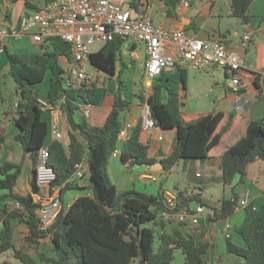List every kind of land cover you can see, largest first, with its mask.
Returning <instances> with one entry per match:
<instances>
[{
    "label": "trees",
    "instance_id": "16d2710c",
    "mask_svg": "<svg viewBox=\"0 0 264 264\" xmlns=\"http://www.w3.org/2000/svg\"><path fill=\"white\" fill-rule=\"evenodd\" d=\"M50 1L47 0V3ZM181 1L170 0L168 4L176 8ZM231 1L233 17L249 24L253 18L251 8L256 0ZM260 22L264 23V17ZM126 41L117 37L90 56L94 67L117 81L113 108L100 127L75 121L80 104L98 107L104 103L108 91L106 81L92 87L78 83L70 87L65 85L68 66L64 68L61 61L66 60L67 64L72 62L70 44L59 38L49 39V49L45 46L41 48L42 52L34 65L27 64L16 54H8L9 73L20 97L14 119L19 131L14 140L21 144L34 164L30 192L27 194L17 191L23 172L22 164L5 162L0 165V192H5L0 196V264H13L12 260L4 259L8 255L23 264H38V260L14 243L16 220L26 224L28 235L25 240L29 245L50 239L54 257L39 254L40 261L46 264H174L177 251L182 252L185 264H207L209 246L206 243L197 244L193 226L180 223L170 231L157 230L158 226H165L164 221L158 218V213L166 210L162 193L152 196L134 189L120 192L109 177V162L118 146L122 114L127 113L131 106L121 92V75L127 68L122 58ZM48 73L51 75L48 101L56 104L58 100L65 99L61 108L69 127L63 140L52 139L49 144L51 123L43 119L41 103L33 90V87L45 82ZM226 77L237 78L240 82L252 81L260 89L261 76L251 70H226ZM187 85V69L176 67L173 71L163 72L155 80L148 97L140 93L141 104H148L156 127L176 130L177 146L171 156L161 161L151 157L149 146L142 143V124L139 123L132 130L130 139L122 144L120 157L124 165L150 167L160 163L163 171L169 173L181 162L187 169L191 160L204 164L210 158L213 149L231 128L234 116L231 114L225 125H221L224 119L222 112L185 118L181 111V100ZM2 142L4 140L0 139ZM43 147H49L48 165L53 167L57 176L50 186V195L58 190L65 200L70 191L79 194L78 199L64 209L47 230L40 228L36 214L40 203L34 199V194L40 192L35 162ZM257 161L264 162V119H253L247 126L246 134L220 158L218 170L223 175V185L231 188L233 195L231 199L222 201L221 213H216L218 219L235 214L239 201L235 188L246 182L250 166ZM82 163L86 179L84 187L71 182L77 173L76 166ZM88 191L92 192L91 196L86 194ZM179 198L178 209L188 208L193 202L209 207L198 195ZM6 201L19 203L21 209L6 207ZM245 212L243 223L236 229L244 246H237L228 239V252L242 259L243 264H264V204L258 208L249 205ZM149 223L151 227L147 226Z\"/></svg>",
    "mask_w": 264,
    "mask_h": 264
},
{
    "label": "crops",
    "instance_id": "0c3cea01",
    "mask_svg": "<svg viewBox=\"0 0 264 264\" xmlns=\"http://www.w3.org/2000/svg\"><path fill=\"white\" fill-rule=\"evenodd\" d=\"M4 1L6 0L1 2L3 3ZM13 1L19 2L18 0H11L8 6H11ZM111 1L123 5L125 8L132 9L134 16H137L141 11L139 8V1L141 0ZM169 1L170 0H146L151 7L152 21L157 27L166 31L184 30L187 35L203 40H219L230 50L237 52L243 58L244 65L242 69L251 70L261 76L260 89H258L252 81L246 80L241 82V89L239 92L234 91V93H227L226 89H223L225 83H223V79L219 77V71H223L226 76V70L222 68H210L205 70L213 72L214 80L210 85L215 88L217 94L219 93L217 96L219 100H221L219 106H216L212 114L219 112L224 114V119L221 122V125H225L229 121L231 114H233L234 118L231 128L224 134L220 144L213 149L210 158L204 164H201V162L197 160H191L187 165V170L190 171V173L187 172V176L193 182L195 188L203 189L210 185L223 186L222 197L219 200L214 201L209 198L201 197L202 201L209 205V213L205 215L204 212L199 226L193 227L196 234L197 244L200 246L206 243L209 246L206 254L207 264H243L244 262L242 259L228 252L227 240L230 239L237 246H244V241L236 232V229L243 223L246 212L244 208L237 209L234 215L223 219L221 223H218L217 220L222 219H218L216 213H221L222 201L231 199L233 195L232 189L223 185V175L221 171L218 170V166L221 156L227 151V149L237 143L246 134L248 124L253 119H258V117L264 116V100H261L264 97V40L260 42L257 40L259 36L264 38V23L260 22V19L264 17V0H256L255 4L252 6L250 14L253 18L249 24H244L237 18L236 19L240 23L232 21L235 17H233L232 14L233 5L231 0H191L190 7H183L180 2L176 8H171L168 4ZM27 3V1H23L24 5L21 4L20 7H17L18 12L15 14L12 9L7 11L8 25L11 26L15 24L23 14L32 12L30 11L32 9L27 6ZM46 3L47 0H44V4L42 5L45 6ZM246 35L250 37V40L247 42V47L243 49V37ZM239 41L242 44H240ZM22 42L28 45L32 44L30 48L31 54L32 50H40V46L35 44L31 38L24 37L21 40H15L13 38L7 39L5 51L9 52L13 49L18 53H22L24 49ZM138 45H141L144 48L142 44L133 45L132 42L126 41L124 47H127L130 58L133 59L137 56ZM251 53H254L255 55H251ZM122 58L125 61L123 57V49ZM125 63H127L126 69L133 67V63L130 65H128L127 61H125ZM175 69L176 66H173L168 71H173ZM112 79L113 78L106 76L103 80L104 82L106 81V88L108 91L106 100L108 101V105L106 106V104L103 103L105 107H93L91 119L88 121L85 120L79 112H76V122L80 123L85 121L90 126L98 127L104 125L113 108L114 90H112ZM36 88L37 86L33 87V90L35 91L38 100H48V95L38 96ZM55 107L56 110H60L61 103L57 102ZM136 110V107L132 108L130 106V110L126 114L125 122L132 123L134 127L139 123L142 124L141 140L142 143L149 146L150 156L158 161L171 156L177 146L176 130H162L161 128L156 127L154 130L146 131L143 128V119L148 115L150 116L149 106L148 104L144 106L141 116H136ZM16 113L18 112L15 111L13 113L0 114V139L4 140V142L0 143V165L5 162L15 163V159H17L15 157L16 148L12 141L14 140V136L18 133L16 127L17 132H14L12 128L14 125V119L17 117ZM44 115H47L48 121L44 118ZM76 116H79L80 120H76ZM42 117L48 123H52L55 119L52 112L50 113L45 110H43ZM65 125L66 133V130L69 129V127L67 123H65ZM160 136L162 137V140L159 139ZM14 142L17 141L14 140ZM5 146L10 148L9 152ZM118 147L122 149V143H119ZM23 156H25V159L28 157L25 153ZM178 165L169 173L163 171L160 163H157L154 166L140 168L142 171L141 174L134 178L130 177V186L127 191L133 189L136 190L137 184L140 183L144 188L147 186H153L155 189L154 191H157L156 193H151L147 190L144 194L157 196L163 193L166 190H164L162 185H154V183H158L156 177L157 172L161 175H167L174 172L175 169L179 167ZM138 167L139 166L130 167L129 165H124L120 156L117 158L111 157L109 162V174L118 172L121 175L125 170L134 175L135 171L139 169ZM154 167L159 168V170L153 172L152 169ZM197 169H200L201 172ZM192 172H195L194 176L192 175ZM124 180V177H120L118 182H116V184L114 183L117 189L118 185ZM85 181L86 179L81 181L80 185H86ZM235 192L239 196V199L244 193H249L250 205H253L254 207L258 208L264 204V162L257 161L250 166L246 182L236 187ZM3 194H5V192H1L0 196ZM77 195H79L78 192L70 191L67 193L65 201L69 202ZM178 196L182 198L191 197L190 195L185 196L182 194H179ZM44 198H48L44 191L34 194V199L38 203L40 202V199ZM11 203L12 201H6V204ZM195 205L196 204L191 203L188 208L193 209ZM188 225L192 227L190 223H188ZM26 233H28V229H26ZM46 242H49V239L40 241V243ZM5 258L9 259L8 257H4V259Z\"/></svg>",
    "mask_w": 264,
    "mask_h": 264
},
{
    "label": "built area",
    "instance_id": "2783aa9c",
    "mask_svg": "<svg viewBox=\"0 0 264 264\" xmlns=\"http://www.w3.org/2000/svg\"><path fill=\"white\" fill-rule=\"evenodd\" d=\"M10 2L11 0H6L3 4L8 7ZM181 4L183 7H190L191 0H182ZM139 8L140 13L134 16L132 9L125 8L111 0H51L39 10L23 14L11 26L6 23L8 20L6 12L5 18L0 21V55L5 52L9 38L21 40L29 37L40 48L45 43L48 44L49 39L59 38L70 44L72 50V62L68 64L65 85L70 87L78 83L92 87L103 82L108 75H101V71L91 64L90 56L97 53L107 43L120 37L132 42L133 45L142 44L144 46L146 54L144 95L146 97L149 96L147 92L151 90L150 87L154 80L173 66L199 71L210 68L237 71L243 68V58L219 40H203L187 35L184 30L166 31L153 23L151 7L146 0L139 1ZM249 40L248 35L243 37V49L247 47ZM230 79L231 83H227V88L239 92L241 82L237 78ZM38 101L41 103L42 110L52 112L55 117L51 123L52 139L54 141L63 140L65 123H67L64 111L62 108L56 110V104H51L48 100ZM57 102H60L62 107L65 99L62 98ZM15 109L18 112V102L15 104ZM92 109L91 105L80 104L77 112L88 121L91 119ZM143 128L146 131L156 128L155 121L149 115L143 119ZM133 129L132 123L122 122L118 144L128 141ZM159 139L162 140V137L160 136ZM120 154L121 149L117 146L112 153V158H117ZM49 158V147L40 149L36 180L40 191L48 190V198L40 199V207L36 212L42 230L49 229L59 214L79 197V195L74 196L72 201L67 202L61 198L58 190L49 195L50 186L57 177L53 167L48 165ZM76 167L77 173L71 182H77L80 185V182L85 179L84 164ZM80 186L84 187L85 184ZM86 194L91 196L92 192L88 191ZM162 197L166 210L158 213L159 219L179 224L190 223L193 227L199 226L205 212L203 204L196 203L193 209H178L180 204L178 195L164 191ZM11 205H13L12 209H21L19 203L12 202ZM249 205L250 194L246 192L239 199L236 210L246 209Z\"/></svg>",
    "mask_w": 264,
    "mask_h": 264
},
{
    "label": "rangeland",
    "instance_id": "374dc122",
    "mask_svg": "<svg viewBox=\"0 0 264 264\" xmlns=\"http://www.w3.org/2000/svg\"><path fill=\"white\" fill-rule=\"evenodd\" d=\"M18 1L19 2L13 1L11 6H8V7H5L4 4L0 2V21H3V19L5 18V13L9 9H12L14 11V14L17 13L18 12L17 7H20V5L23 4V1L28 2V7L32 9L30 10L32 12L44 7L42 5L44 4V0H18ZM232 21L240 23L236 18H233ZM257 40L258 42H260L264 40V38L259 36ZM240 44L242 43L240 42ZM22 45L24 48L22 53H18L17 51L12 49L9 52L5 51L3 54L0 55V114L15 112L16 110L15 104L20 99L19 95L16 93L17 85L9 73L10 66L8 63V54H16L21 59H23L27 64L34 65L35 63L34 61L36 60L37 56L40 55L42 52L40 48L39 51L32 50V54H31L30 48L32 44L28 45V44L23 43ZM44 46L46 49H49V46L47 43H45ZM251 55H255V54L251 53ZM123 57L125 61L128 62V65L133 63V67L130 69H126L121 75V81L123 85L122 91H121L122 97L131 103L132 108L136 107L137 109L136 116H141L144 106L147 105V104H144V105L141 104V101L139 99L140 93L142 94L145 93L144 90L146 86V83H145L146 79L144 78L145 64H146V56L144 53V48L141 45H138L137 56L132 59L130 58L127 47H123ZM67 63L68 62L66 60L62 59L61 64L63 65L64 68H67L68 66ZM89 69L92 70L91 67H89ZM187 72H188L187 90L181 100V111L184 114L185 118H194L198 115L213 113L216 106H219V103L221 101L219 100L217 96V91L215 90V88L210 85L211 82L214 80L213 72L199 71V70L192 69V68H187ZM101 75L105 76L107 74H105L104 72H101ZM219 75H220L219 77L223 79V83H226V84L231 83V79L227 78L224 75L223 71H219ZM50 78H51V75L48 73V76L45 82L37 85L36 91L38 92V96L48 95L49 90H50ZM112 84H113L112 90L115 91L116 89L115 87L117 85V81L115 78L112 79ZM152 86L153 84H151V87H150L151 90L147 92L148 95H150L152 92ZM34 94L36 96L35 91H34ZM261 100H264V97ZM104 104H106V106L108 105V101L106 99L104 100ZM104 104L102 103L100 106L96 108L105 107ZM126 114L127 113L122 114V120H123L122 122H125ZM44 118L47 119L48 118L47 115H44ZM258 119H264V116L258 117ZM76 120H80L79 116H76ZM15 127L16 126L14 124L12 126L13 131L14 132L19 131L17 127H16L17 131H16ZM51 140H52V137H49L47 144H49ZM12 141L16 148L15 157L17 159H15V163L22 164L23 166V174H22V177L19 179L17 191L21 194H27L28 192H30V180L32 176V167L34 164V160L31 159L29 155L25 159V156H23L25 151L23 150L21 144L18 142H14V140ZM5 147L9 152L10 148L8 146H5ZM35 164L38 166L39 159L35 162ZM178 166L179 167H177L174 172L167 174V175L165 174L161 175L160 173L157 172L156 177L158 179V183H154V185L160 184L162 185L164 190L173 192L176 195H179V194L180 195L182 194L185 196L198 195L199 197L209 198L214 201H217L222 197V191H223L222 185H210L209 187H206L203 189L195 188L193 185V182L187 176V172L190 173V171L187 170L188 168L184 169L183 162H181ZM138 168L139 169L135 171L134 175H132V173H130L129 171L124 170V173L121 175L118 172H116V173H110L109 177L111 181L115 184L116 182H118L120 177H124L125 180L120 185H118L119 191L124 192V191H127L130 186L129 185L130 177L134 178L135 176L141 174L142 171L140 170V168H142V166H139ZM158 170L159 168H156V167L152 169L153 172H156ZM197 170L201 172L200 169H197ZM194 174L195 172H192L193 176ZM141 185L142 184L140 183L137 184L136 191L140 193H145L147 192V190L151 193L157 192V191L156 192L154 191L155 189L153 188V186H147L146 188H144ZM44 192L47 195L48 190H45ZM193 203L196 204V202H193ZM6 207L11 208L13 207V205L7 204ZM208 213H209V207L205 206V215H207ZM217 221L218 223H221L223 219L217 220ZM14 222L15 223H14L13 239H14V243L17 246V248L25 249L28 254H30L33 258L38 260V264H46L40 261L39 254H44V255H47L48 257H54V252L52 250V243L50 239H49V242H46V243L39 242L40 244L29 245L25 240L26 236L28 235V233H26V229H27L26 224L18 220ZM163 223L165 226H162V227L158 226L157 227L158 231L160 230L170 231L180 225L179 223H176L173 221H167V220L164 221ZM158 224H160V222ZM147 226L151 227L152 224L149 223L147 224ZM6 257L11 259L13 264H23L18 259L13 258L12 255H8ZM174 264H185V259L181 251L176 252V260Z\"/></svg>",
    "mask_w": 264,
    "mask_h": 264
},
{
    "label": "water",
    "instance_id": "95a60500",
    "mask_svg": "<svg viewBox=\"0 0 264 264\" xmlns=\"http://www.w3.org/2000/svg\"><path fill=\"white\" fill-rule=\"evenodd\" d=\"M223 89H226V92H227V93H234V90H232V89H227V84H226V83L223 85ZM217 95H219V93H218ZM136 229H138V227H136Z\"/></svg>",
    "mask_w": 264,
    "mask_h": 264
}]
</instances>
